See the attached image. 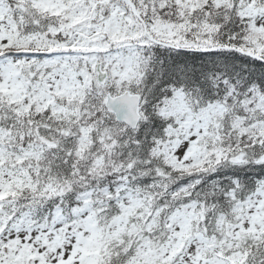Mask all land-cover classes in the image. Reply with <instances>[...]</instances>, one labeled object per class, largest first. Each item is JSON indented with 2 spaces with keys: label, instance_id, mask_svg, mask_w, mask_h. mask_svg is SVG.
<instances>
[{
  "label": "snow or ice",
  "instance_id": "snow-or-ice-1",
  "mask_svg": "<svg viewBox=\"0 0 264 264\" xmlns=\"http://www.w3.org/2000/svg\"><path fill=\"white\" fill-rule=\"evenodd\" d=\"M0 264H264V0H0Z\"/></svg>",
  "mask_w": 264,
  "mask_h": 264
}]
</instances>
